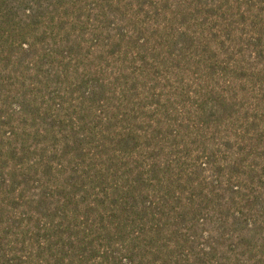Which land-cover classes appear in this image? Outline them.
Listing matches in <instances>:
<instances>
[{
	"label": "trees",
	"instance_id": "1",
	"mask_svg": "<svg viewBox=\"0 0 264 264\" xmlns=\"http://www.w3.org/2000/svg\"><path fill=\"white\" fill-rule=\"evenodd\" d=\"M0 264H264V0H0Z\"/></svg>",
	"mask_w": 264,
	"mask_h": 264
}]
</instances>
